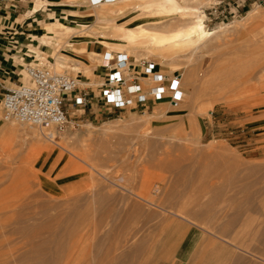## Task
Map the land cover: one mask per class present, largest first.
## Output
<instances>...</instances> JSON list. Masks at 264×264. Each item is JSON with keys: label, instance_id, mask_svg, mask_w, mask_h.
Listing matches in <instances>:
<instances>
[{"label": "rangeland", "instance_id": "374dc122", "mask_svg": "<svg viewBox=\"0 0 264 264\" xmlns=\"http://www.w3.org/2000/svg\"><path fill=\"white\" fill-rule=\"evenodd\" d=\"M22 1L24 10L0 11V34L10 46L28 31L30 21L56 19L49 16L48 4L24 15L32 0ZM136 1L116 3L132 15L128 26L179 19L154 8L137 11ZM216 2L197 1L207 14L206 28L228 26L175 56L172 72L152 53L138 58L182 74L185 98L170 103L163 114L146 115L162 107L160 102L145 111L111 113L95 103L92 111H71L68 126L55 138L40 125L0 120V264H52L51 254L71 250L72 264H264V4L249 3L237 13L230 0V9L214 12ZM256 8L259 21L246 19ZM87 30L71 38L81 49L93 35ZM100 30L107 39L113 36L109 25ZM79 54L76 59L88 70L39 58L28 64L68 73L97 98L94 83L105 74L98 61L102 55L91 61ZM12 78L4 81L9 88L23 82L19 74ZM2 109L0 95V114ZM134 192L158 199L151 198L152 204ZM167 213L177 224L184 221L182 228L191 225L187 217L195 213L192 218L201 225L195 242L191 236L175 246V233H161ZM73 234L83 235V244L71 248Z\"/></svg>", "mask_w": 264, "mask_h": 264}, {"label": "bare ground", "instance_id": "6f19581e", "mask_svg": "<svg viewBox=\"0 0 264 264\" xmlns=\"http://www.w3.org/2000/svg\"><path fill=\"white\" fill-rule=\"evenodd\" d=\"M118 1L120 0L113 1V2H101L98 4H93L91 0H32L31 1L32 3L30 5V13H34L38 9V7L45 2L55 3L58 7H60L59 14L62 20L55 19L56 18L54 16L56 14L55 12L51 13V18L55 20L50 21L48 24L42 22L43 28L46 30L45 32L42 33L40 30L37 32H34V31L31 32L32 38H36L39 41V43L42 44V48L33 47L29 45V49L32 50L35 53L34 55L40 60H42V62L49 63V61H52L54 62L55 65L58 64L60 67H66V69L69 68L71 70L78 72L82 68H85L88 70L87 63H84L82 59L81 60L76 59V56L81 57L79 53L85 54V56L88 57V59H90L91 61L98 58L100 55H102L100 56L101 60H98V61H100V67L103 68L105 55L107 53H110L112 51L127 52L126 50H121V49L126 48L129 51V53L130 52L136 53V52L141 51L140 54H135L137 57L136 63H138V60H139L138 58L143 53H146L147 55L152 53L154 54V56L158 57V60L162 64H164L170 72H172L173 64H174L172 59L175 56H178L181 53H184L192 48H195L205 43L208 38H210L212 35L218 34L219 31H222L221 29H225L229 24L225 22L220 27L221 29L207 30L205 21H204V19L207 17V14L204 10V7L202 5L197 4V1L199 0H137L136 2H134L135 8L136 9L138 8L137 11H140L139 7L140 8L141 7L150 8V9L154 8L156 10L161 11L163 14L166 15V17H172V18L179 17V19L174 24L171 22H166V23H161V24L155 23L153 27H148L143 24L132 27V26L126 25L125 23V21L129 20L132 15H128V11H123V10H120V8H117L116 3ZM76 4L80 5L82 9L74 10L73 8H71L73 5H76ZM259 16H260V13L257 11V8H256V9L250 10L248 14L246 15L247 18L246 17L245 18L246 19L250 18L253 21H255V20H258ZM104 25H109L114 29L113 36H111L110 39H107L104 36H102V32H100L101 31L100 29ZM87 29H91L90 32L93 33V35L87 34L88 38H86V41L85 42L82 41L84 42V44L86 43L85 48L81 49L77 46V44L80 42H78L76 38L74 39H71V38L74 35H78V34L82 35L83 33H86ZM100 47L104 49L102 53L98 51ZM71 49H75V52L73 53L69 52V50ZM49 56H53V59L48 60ZM31 63L33 64V61ZM28 65L24 64L25 66L24 68L26 69V72H27V75L25 74L26 76L25 78L28 79L27 81L24 82L25 84L31 83V77L29 75L28 68H27ZM100 83L101 81H96L94 84L99 85ZM150 83L151 81L149 79L147 78L143 79L144 88L146 89L149 88L151 85ZM169 104L170 102L168 101H165V100L161 101L160 105L162 107L157 108L158 109L156 110L157 112L155 111V112L146 114L147 117H153L156 114H163L166 108L169 107ZM8 120H16V119L9 118ZM19 122H22V121H19ZM22 123H27V122H22ZM28 124H31V123H28ZM31 125H35V124H31ZM2 127L3 126H0V129ZM46 129H47L46 132L48 133L49 138H55L58 135V132L59 133L61 132L55 127L46 128ZM150 193L151 192L149 191V194ZM135 194L136 196L143 197V199H145V201L149 203L155 204L156 202V201L154 202L153 200H155L157 197L156 198H154V196L153 198L151 197L153 199L152 200L150 197H147V195H144V194L141 195L140 193L134 192V195ZM152 195L153 194H151L150 196ZM159 196L160 195H158V197ZM132 203H134V201ZM168 213L164 214L165 216H167V218L165 219H167L168 221L164 222V224L162 225L161 233H165L167 231L169 233H175V235L173 236L174 238L172 239L175 246H180L184 244L186 240H188V238L191 236H193V242H195V235L198 232L199 227L201 226L199 222H197L196 220L192 218L195 215V213H193L194 215L193 214L190 215L191 218L187 217V221L191 225H188V227L186 226L184 228L179 226L184 221L180 224H177L176 222L178 220L176 221L175 219L171 218ZM161 218H162L161 221H163L164 218L162 216ZM73 223H75V221ZM71 231H74V230H71ZM74 233L81 234L80 232H77V231H74ZM53 234H55V232ZM75 234L71 236L72 238L74 237V239H71L73 240L70 246L71 248L72 247L74 248L78 246L79 244L80 245L83 244L82 243V240H84L83 235L79 237L77 235L75 236ZM58 243L60 245L61 244L64 245V243L62 242H58ZM59 244L57 247L60 246ZM63 245H61V247L64 248L65 245L64 246ZM67 246H68V243H67ZM64 249L68 250L66 247ZM94 249L95 248H93V250ZM73 252L74 251L71 250V251L65 252L66 254L55 253L53 256L51 254L52 259L50 260H52L51 261L52 264H72V261L74 258Z\"/></svg>", "mask_w": 264, "mask_h": 264}, {"label": "built area", "instance_id": "2783aa9c", "mask_svg": "<svg viewBox=\"0 0 264 264\" xmlns=\"http://www.w3.org/2000/svg\"><path fill=\"white\" fill-rule=\"evenodd\" d=\"M117 0H91L93 4ZM230 0H217L212 9H230ZM237 13L246 4H264V0H232ZM229 11V10H228ZM230 12V11H229ZM31 83L21 82L14 88L1 93L2 113L0 120L9 118L64 130L69 124L71 111H92L96 103L102 111L111 113L127 108L143 109L150 103L167 100L178 104L185 98L181 73L163 72L160 63L154 59L136 57L124 51H112L105 55L104 77L99 84V95L93 98L87 86H80L79 80L68 73L58 72L47 65H28ZM151 81L144 88L143 79Z\"/></svg>", "mask_w": 264, "mask_h": 264}, {"label": "crops", "instance_id": "0c3cea01", "mask_svg": "<svg viewBox=\"0 0 264 264\" xmlns=\"http://www.w3.org/2000/svg\"><path fill=\"white\" fill-rule=\"evenodd\" d=\"M20 2L23 1L0 0V11H8L13 13L15 10H17V8L24 10L25 5ZM46 4H48L50 6L49 8L52 10L51 12H49V16L50 13L55 12L56 19L62 20L59 14L60 7H58L55 3H49V2H45L42 5H40L34 13H30V6H29L27 8V12L24 13V15H33ZM3 17L4 14L0 12V31L2 30L1 22ZM37 17L39 16L35 15V18ZM42 22L48 24L50 22V19ZM42 22L40 24L38 22L30 21L31 26L28 29V31L24 32L21 36H18L19 38H16V40L12 41V43L14 42V46H10L9 42L5 40L4 37H2V35L0 34V90L9 88L5 85L4 81L7 78L13 80L12 77L15 76L16 74H19V76H21L20 79H22L23 82L27 81V79L24 78L25 76L24 63L28 64V62L38 59L34 55L35 53L29 49V45L33 47L42 48V44L39 43V41L36 38H32L31 32L32 31L35 32L37 30H40L42 33L45 32L46 30L43 28ZM1 93L2 92L0 91V95Z\"/></svg>", "mask_w": 264, "mask_h": 264}]
</instances>
